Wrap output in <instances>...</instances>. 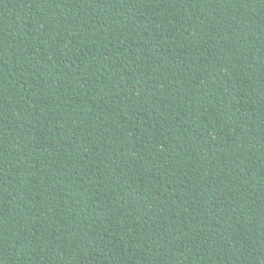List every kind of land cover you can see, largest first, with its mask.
Returning a JSON list of instances; mask_svg holds the SVG:
<instances>
[{
  "label": "trees",
  "instance_id": "16d2710c",
  "mask_svg": "<svg viewBox=\"0 0 264 264\" xmlns=\"http://www.w3.org/2000/svg\"><path fill=\"white\" fill-rule=\"evenodd\" d=\"M0 264H264V0H0Z\"/></svg>",
  "mask_w": 264,
  "mask_h": 264
}]
</instances>
